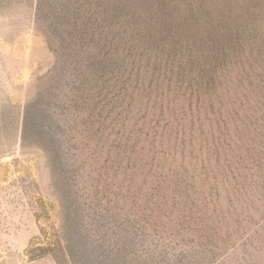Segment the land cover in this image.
Returning a JSON list of instances; mask_svg holds the SVG:
<instances>
[{"label":"rangeland","instance_id":"rangeland-1","mask_svg":"<svg viewBox=\"0 0 264 264\" xmlns=\"http://www.w3.org/2000/svg\"><path fill=\"white\" fill-rule=\"evenodd\" d=\"M0 264H264V0H0Z\"/></svg>","mask_w":264,"mask_h":264},{"label":"trees","instance_id":"trees-1","mask_svg":"<svg viewBox=\"0 0 264 264\" xmlns=\"http://www.w3.org/2000/svg\"><path fill=\"white\" fill-rule=\"evenodd\" d=\"M170 19L171 20H174V18L172 17V16H170ZM221 24H223V23H221ZM220 24V25H221ZM219 25V26H220ZM182 27V25L181 24H177L176 26L174 25H166V24H164L163 25V28L162 29H164V31H166V34H165V39H167V35L169 36V35H171V33H173L174 31L175 32H177V31H179V33H182V29L183 28H181ZM173 29H174V31H173ZM174 38H170V40H173ZM238 44H239V42H238ZM216 56V55H215ZM211 61L212 62H214L215 61V58H213V59H211ZM211 62V63H212ZM216 71H214V73H215Z\"/></svg>","mask_w":264,"mask_h":264}]
</instances>
